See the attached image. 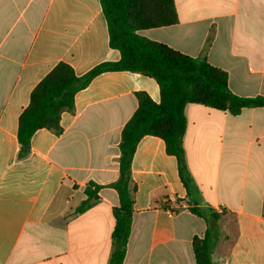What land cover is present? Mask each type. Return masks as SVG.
I'll return each mask as SVG.
<instances>
[{
    "label": "crops",
    "instance_id": "1",
    "mask_svg": "<svg viewBox=\"0 0 264 264\" xmlns=\"http://www.w3.org/2000/svg\"><path fill=\"white\" fill-rule=\"evenodd\" d=\"M174 3L176 24L139 34L205 56L239 97L264 96V0ZM120 59L101 0H0V264H110L121 135L138 93L160 103L156 80L128 71L96 76L61 115V133L38 130L24 157L18 130L31 93L57 65L81 77ZM185 118L194 189L189 195L163 139H141L124 264H196L193 240L209 227L195 206L219 217L210 228L214 264H264V108L233 116L188 104ZM91 183L99 200L77 214Z\"/></svg>",
    "mask_w": 264,
    "mask_h": 264
},
{
    "label": "trees",
    "instance_id": "2",
    "mask_svg": "<svg viewBox=\"0 0 264 264\" xmlns=\"http://www.w3.org/2000/svg\"><path fill=\"white\" fill-rule=\"evenodd\" d=\"M101 6L107 22L109 45L120 52V61L100 64L81 77L69 65H57L31 93L30 104L20 116L18 141L20 155L24 157L38 130L60 134L61 115L74 110L76 94L102 73L128 71L156 80L161 101L157 104L147 94H137L138 109L121 135L119 179L112 184L118 194L119 206L113 209L115 226L110 264H124L136 191L132 162L141 139L155 136L164 140L167 153L178 160L180 179L190 195L194 185L182 145L186 129L185 107L196 104L236 116L243 109L264 108V96L239 97L229 89L228 74L212 66L205 56L192 58L139 34L142 30L176 24L174 0H101ZM99 189L93 183L87 186L86 199L77 208V214L93 207L99 200ZM190 210L203 218L209 227L204 239L196 237L193 240L196 264H214L210 228L219 217L207 208L195 206Z\"/></svg>",
    "mask_w": 264,
    "mask_h": 264
}]
</instances>
